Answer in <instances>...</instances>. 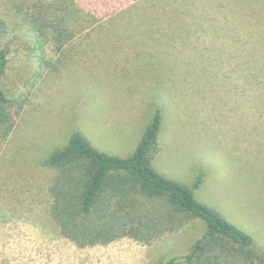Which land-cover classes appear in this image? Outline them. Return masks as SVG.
<instances>
[{
    "label": "rangeland",
    "instance_id": "rangeland-1",
    "mask_svg": "<svg viewBox=\"0 0 264 264\" xmlns=\"http://www.w3.org/2000/svg\"><path fill=\"white\" fill-rule=\"evenodd\" d=\"M92 2L0 0V89L16 114L0 134V264H186L206 224L166 222L159 203L123 212L143 226L138 239L64 237L52 214L58 172L42 163L77 130L129 156L157 108L153 166L188 186L201 173L198 200L264 247V0ZM61 4L67 14L50 8L45 19L71 21L73 34L39 40L40 8Z\"/></svg>",
    "mask_w": 264,
    "mask_h": 264
},
{
    "label": "trees",
    "instance_id": "trees-1",
    "mask_svg": "<svg viewBox=\"0 0 264 264\" xmlns=\"http://www.w3.org/2000/svg\"><path fill=\"white\" fill-rule=\"evenodd\" d=\"M80 1L82 4L85 1L86 6L94 3ZM63 5L40 8L37 19L44 20L40 24L35 22L39 40L46 35L60 40L73 34L67 33L69 26L65 25L71 21L58 16L45 19L50 8L66 7ZM63 11L66 13L64 8ZM4 26V20L0 19V37ZM8 61V51L0 44V78L6 73ZM15 120L13 106L0 89V134L9 135ZM163 125L162 109L157 108L137 147L126 157L101 151L77 130L63 147L52 151L42 162L58 172L50 190L54 197L52 214L63 236L80 247L107 244L123 236L138 239L143 226L128 227L137 216L123 212L129 209L134 213L146 203L153 208L159 203L168 208L162 215L166 222L185 225L192 219H201L206 224L204 234L184 256L186 264H264V247L254 237L217 209L198 200L195 191L203 182L201 173L193 186H188L153 166ZM111 204L114 210L109 212ZM177 259L173 257L169 263L174 264Z\"/></svg>",
    "mask_w": 264,
    "mask_h": 264
},
{
    "label": "crops",
    "instance_id": "crops-1",
    "mask_svg": "<svg viewBox=\"0 0 264 264\" xmlns=\"http://www.w3.org/2000/svg\"><path fill=\"white\" fill-rule=\"evenodd\" d=\"M160 137V136H159ZM160 170V169H159ZM160 172L162 173V174H164L165 176H167V177H170L168 174H166L165 172H163L162 170H160ZM171 178V177H170ZM172 179H173V177H172ZM229 209V208H228ZM225 216V215H224ZM226 217V216H225ZM227 218V217H226ZM228 219V218H227ZM229 221H231L230 219H228ZM232 222V221H231ZM233 223V222H232ZM235 224V223H234Z\"/></svg>",
    "mask_w": 264,
    "mask_h": 264
}]
</instances>
